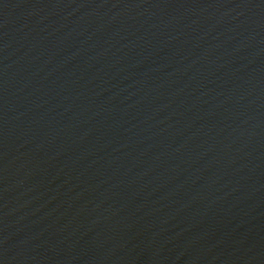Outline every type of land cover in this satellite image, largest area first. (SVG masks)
<instances>
[{"label":"water","instance_id":"95a60500","mask_svg":"<svg viewBox=\"0 0 264 264\" xmlns=\"http://www.w3.org/2000/svg\"><path fill=\"white\" fill-rule=\"evenodd\" d=\"M0 264H264V0H0Z\"/></svg>","mask_w":264,"mask_h":264}]
</instances>
